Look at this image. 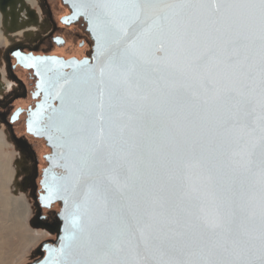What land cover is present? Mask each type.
Instances as JSON below:
<instances>
[{
  "label": "water",
  "instance_id": "1",
  "mask_svg": "<svg viewBox=\"0 0 264 264\" xmlns=\"http://www.w3.org/2000/svg\"><path fill=\"white\" fill-rule=\"evenodd\" d=\"M63 3L72 11L69 24L84 20L93 41L91 59L17 56L34 72L43 96L27 125L51 150L40 200L45 208L61 205L57 239L42 244L36 252L41 258L32 264H91L97 257L85 254L89 239L126 241L130 231L139 235L138 229L157 246L140 254L129 248L115 258L122 264H258L264 229V75L258 41L233 49L230 31L223 40L197 41L180 52L155 27L131 49L138 57L132 66L112 37L101 54L90 0ZM16 9L0 0L3 16L14 20ZM115 15L121 25L135 19L130 10ZM169 15L172 32L220 27L211 6L190 16ZM210 49L215 55L204 72L196 78L182 74ZM230 56L239 63L233 65ZM109 60L113 68L101 78L99 69ZM100 114L103 140L97 139ZM76 127L84 131L76 134ZM85 174L92 177L89 186L78 183ZM109 184L111 191L104 193ZM74 216L83 229L77 232L82 251L61 256ZM205 220L222 225L211 243L200 230ZM213 245L226 251L217 254ZM252 246L255 254L249 252Z\"/></svg>",
  "mask_w": 264,
  "mask_h": 264
},
{
  "label": "snow or ice",
  "instance_id": "2",
  "mask_svg": "<svg viewBox=\"0 0 264 264\" xmlns=\"http://www.w3.org/2000/svg\"><path fill=\"white\" fill-rule=\"evenodd\" d=\"M90 6L93 10L94 24L99 29L98 42L101 54L106 46L108 37H112L117 43H121L128 55L126 61L135 66L138 57L131 49L136 42L152 32L153 28L159 27V35L167 34L172 39L178 51L183 52L187 45L196 43L197 41L216 42L225 39L228 32L233 35L227 40L233 49L258 47L261 55L260 70L264 75V0H90ZM211 6L217 14L216 23L220 27L214 31L202 33L172 32L170 21L174 15L190 16L196 10ZM132 11L135 13L133 24L121 25L116 19V12ZM215 50L210 49L207 55L197 58L196 61L185 65L181 70L182 74L189 75L193 78L204 72L208 65L212 62ZM229 61L235 65L239 63V57L230 56ZM113 68L112 61L99 69L100 77L103 78L105 71ZM100 105L104 107V92L100 91ZM262 99H264V90H262ZM84 131L83 128L76 127L74 133L79 134ZM105 135L104 116L102 114L97 117V139L103 140ZM86 163V161H85ZM262 175H264V167H262ZM92 177L90 175H82L78 178V183L89 186ZM111 183V182H110ZM111 191L110 184L104 186V193ZM79 212V205L77 206ZM150 217L146 218L145 224L148 225ZM73 231H70L65 237V243L60 249L61 256H72L82 251V245L78 238L77 232L83 231L80 228L78 217L74 216L72 220ZM222 228L219 223L211 224L205 220L201 226V232L208 237L209 243L212 242L216 234V230ZM139 235L135 231H130L129 239L121 241L112 236H100L94 241L89 239L86 253L89 256L97 257L91 264H122L121 261L115 259L124 255L129 248L137 254L148 253L153 247H156L155 241H150L144 234L143 229H138ZM174 250V249H173ZM213 251L217 254L226 251L222 246L213 245ZM251 254H255V247L249 248ZM70 264H77L71 261ZM249 264H255L249 261ZM258 264H264V229H262L261 243L259 247Z\"/></svg>",
  "mask_w": 264,
  "mask_h": 264
},
{
  "label": "flooded vegetation",
  "instance_id": "3",
  "mask_svg": "<svg viewBox=\"0 0 264 264\" xmlns=\"http://www.w3.org/2000/svg\"><path fill=\"white\" fill-rule=\"evenodd\" d=\"M4 4L9 10L10 7H29L25 0H4ZM39 12L43 18L40 23ZM71 14V9L63 0H36L35 7L30 8L27 13L29 21L20 25L17 19L13 26L21 30L20 27L24 28L31 23L39 27L38 32L35 35L25 33L20 41L3 50V66L0 69V81L5 79L9 85V89L4 85L0 86V127L5 129L10 142L20 155L18 185L33 205L35 215L32 217V226L55 237L44 242L49 244H54L57 239V214L61 208L59 203L45 208L40 200L44 194L41 183L51 150L45 139L29 134L27 127L31 112L42 102L43 96L39 93L38 79L34 72L23 68L17 56L91 59L93 41L86 30L87 26L83 19L69 24L68 17ZM2 23L5 25L4 18Z\"/></svg>",
  "mask_w": 264,
  "mask_h": 264
},
{
  "label": "rangeland",
  "instance_id": "4",
  "mask_svg": "<svg viewBox=\"0 0 264 264\" xmlns=\"http://www.w3.org/2000/svg\"><path fill=\"white\" fill-rule=\"evenodd\" d=\"M30 8L32 7H26V10L29 12ZM17 17H21V15L16 14ZM39 17L38 23L43 19L41 14ZM32 25L33 29L25 31V33L35 35L38 32L39 27ZM8 29L9 27L6 25L2 24L0 26V69L3 66V50L20 41L25 34L24 32L18 34L8 33ZM19 157L20 155L10 142L5 129L0 127V264H32L41 258L36 252L42 244L46 240L55 239V237L46 233L47 237L37 243L30 244L28 242L27 227L21 223L20 218H17L18 211L21 208L20 201H24L30 211L27 226L30 230L39 232L32 226V217L35 215L33 205L27 194L22 192L18 185Z\"/></svg>",
  "mask_w": 264,
  "mask_h": 264
},
{
  "label": "bare ground",
  "instance_id": "5",
  "mask_svg": "<svg viewBox=\"0 0 264 264\" xmlns=\"http://www.w3.org/2000/svg\"><path fill=\"white\" fill-rule=\"evenodd\" d=\"M17 1V0H16ZM15 2V1H14ZM20 2V1H19ZM22 2V1H21ZM25 2H26V4L29 6V7H35V5H36V0H25ZM10 5V4H9ZM22 5V4H21ZM16 11L21 15V17H20V21H18L19 23H20V25L22 24V23H26L27 22V20H28V17H27V10H26V7H17V9H16ZM18 13H16V14H18ZM19 14H18V16H19ZM4 18V21L5 22H7L8 24H5L7 27H9V31H13V30H15L16 28H14V21H16L15 19L14 20H12V19H9L10 18V16L9 17H6V16H3L1 13H0V26L3 24L2 23V19ZM40 18V17H39ZM17 19V18H16ZM29 21V20H28ZM34 21V20H33ZM24 25V24H23ZM22 25V26H23ZM33 25L30 23V24H26L25 25V27L22 29L21 27H20V29L21 30H18V29H16V30H18V31H15V32H11V33H14V34H18V33H25V31H30V30H32L33 29V27H32ZM1 35V34H0ZM13 37L15 36V35H12ZM2 37V36H1ZM2 85H4L5 87H6V89H9V85H8V83H7V81L5 80V81H3V82H1L0 81V86H2ZM13 85V84H12ZM11 85V86H12ZM8 86V87H7ZM2 91V90H1ZM5 93V92H4ZM20 205H21V208L19 209V211H18V216H17V218H20V220L22 221L21 223H23L27 228V232H28V234H29V237H28V242L30 243V244H32V243H34V242H38V241H40V240H42V239H44L45 237H47V235H46V233L45 232H43V231H41V230H39V232L38 231H33V230H30L29 228H28V226H27V224H28V216H29V207H28V205H27V203H25L24 201H20ZM48 234V233H47Z\"/></svg>",
  "mask_w": 264,
  "mask_h": 264
}]
</instances>
